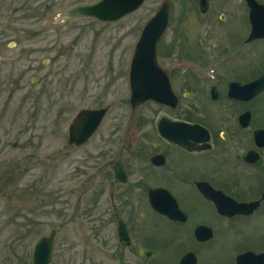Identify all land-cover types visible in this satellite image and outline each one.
Instances as JSON below:
<instances>
[{
    "label": "flooded vegetation",
    "instance_id": "flooded-vegetation-1",
    "mask_svg": "<svg viewBox=\"0 0 264 264\" xmlns=\"http://www.w3.org/2000/svg\"><path fill=\"white\" fill-rule=\"evenodd\" d=\"M189 1L194 20L183 11L175 37L162 51L157 43L156 62L170 94L164 103H126L130 116L122 147L101 167V182L111 179L105 196L115 257L119 264L161 255L167 264H264V88L253 98L250 91L252 83H264V0H205L204 9ZM47 78L40 101L50 87ZM115 102L82 109L106 113L80 147L69 135L82 110L64 131L59 121L67 108L60 107L57 133L50 136L61 132L65 151L56 162L95 140L110 110L123 109ZM141 207L151 216L147 226L136 219Z\"/></svg>",
    "mask_w": 264,
    "mask_h": 264
},
{
    "label": "rangeland",
    "instance_id": "rangeland-1",
    "mask_svg": "<svg viewBox=\"0 0 264 264\" xmlns=\"http://www.w3.org/2000/svg\"><path fill=\"white\" fill-rule=\"evenodd\" d=\"M98 1L0 0V264H31L35 243L56 227L61 230L50 264H119L105 196L111 179L101 182V167L122 147L119 139L130 116V60L141 30L165 0H146L115 23L88 17L55 21L70 9ZM166 1L170 16L158 44L161 51L182 28L183 11L194 20L189 0ZM45 78L50 87L40 101ZM113 100L122 102L123 109L110 110L95 140L68 161L56 162L65 151L63 134L50 136L60 107L67 108L59 121L66 131L75 113ZM143 113L149 116V109ZM142 143L147 144L146 137ZM14 167L18 174L10 175ZM135 215L142 225L150 224L144 207ZM168 262L163 255L138 259V264Z\"/></svg>",
    "mask_w": 264,
    "mask_h": 264
},
{
    "label": "water",
    "instance_id": "water-1",
    "mask_svg": "<svg viewBox=\"0 0 264 264\" xmlns=\"http://www.w3.org/2000/svg\"><path fill=\"white\" fill-rule=\"evenodd\" d=\"M146 0H99L92 5L78 6L58 16L55 21L61 23L72 18L88 17L99 23H115L118 20L137 11ZM202 9L205 8V0L197 1ZM145 25L140 39L135 47L129 71L130 103L133 107L146 101L164 103L170 94L168 79L161 73L156 63V46L158 40L167 28L169 18V4L165 2ZM204 12V11H203ZM253 22L261 23V19H253ZM260 22V23H259ZM258 35L252 34L251 38ZM264 88L263 81L254 82L250 88L252 98ZM106 109L82 110L76 119V124L70 129V142L76 147L85 145L92 134L97 130ZM169 138V137H167ZM160 213L162 211L158 210ZM59 227L54 228L48 237L40 238L34 245L31 254V264H50L54 246V238ZM147 256L148 252H141ZM151 255V254H150ZM148 255V256H150Z\"/></svg>",
    "mask_w": 264,
    "mask_h": 264
}]
</instances>
